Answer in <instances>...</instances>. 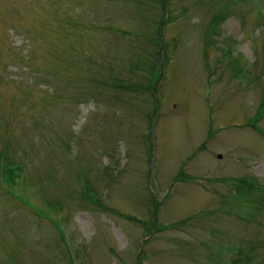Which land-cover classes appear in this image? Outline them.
I'll list each match as a JSON object with an SVG mask.
<instances>
[{
    "label": "rangeland",
    "instance_id": "rangeland-1",
    "mask_svg": "<svg viewBox=\"0 0 264 264\" xmlns=\"http://www.w3.org/2000/svg\"><path fill=\"white\" fill-rule=\"evenodd\" d=\"M162 5L0 0V264H264V0Z\"/></svg>",
    "mask_w": 264,
    "mask_h": 264
},
{
    "label": "trees",
    "instance_id": "trees-1",
    "mask_svg": "<svg viewBox=\"0 0 264 264\" xmlns=\"http://www.w3.org/2000/svg\"><path fill=\"white\" fill-rule=\"evenodd\" d=\"M167 0H160V6L163 4H165V2H166ZM163 5H162V7H163ZM155 66H156V63L153 65V68L151 69V71L155 68ZM150 71V72H151Z\"/></svg>",
    "mask_w": 264,
    "mask_h": 264
}]
</instances>
